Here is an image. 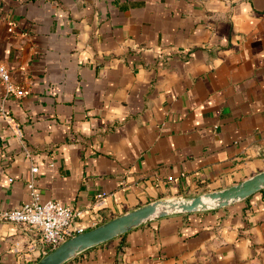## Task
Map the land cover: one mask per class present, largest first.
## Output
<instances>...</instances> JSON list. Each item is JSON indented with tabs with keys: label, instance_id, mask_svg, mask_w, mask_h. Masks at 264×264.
Here are the masks:
<instances>
[{
	"label": "crops",
	"instance_id": "obj_1",
	"mask_svg": "<svg viewBox=\"0 0 264 264\" xmlns=\"http://www.w3.org/2000/svg\"><path fill=\"white\" fill-rule=\"evenodd\" d=\"M0 63L26 91L5 99L0 80L2 208L29 201L33 165L84 225L264 169V0H0ZM43 247L0 221V264ZM67 264H264V190Z\"/></svg>",
	"mask_w": 264,
	"mask_h": 264
},
{
	"label": "water",
	"instance_id": "obj_2",
	"mask_svg": "<svg viewBox=\"0 0 264 264\" xmlns=\"http://www.w3.org/2000/svg\"><path fill=\"white\" fill-rule=\"evenodd\" d=\"M264 190V169L226 188L195 196L162 197L79 233L39 258L35 264H67L87 251L155 220L219 210Z\"/></svg>",
	"mask_w": 264,
	"mask_h": 264
},
{
	"label": "built area",
	"instance_id": "obj_3",
	"mask_svg": "<svg viewBox=\"0 0 264 264\" xmlns=\"http://www.w3.org/2000/svg\"><path fill=\"white\" fill-rule=\"evenodd\" d=\"M0 80L6 88L5 99L9 96L21 97L26 95V91L19 89L12 81L8 67L1 63ZM2 113L10 123H14V119L8 113L5 111ZM25 155L27 158L32 157V152L28 147L25 150ZM38 173L39 167L33 165L31 167L32 176L28 181L29 201L20 207L10 209L0 207V221L23 224L32 231H38L41 242L44 245L39 257L41 258L69 238L96 227L101 222L93 220L87 225L76 224V218L80 217L84 210L73 208L56 200H44L37 187Z\"/></svg>",
	"mask_w": 264,
	"mask_h": 264
},
{
	"label": "trees",
	"instance_id": "obj_4",
	"mask_svg": "<svg viewBox=\"0 0 264 264\" xmlns=\"http://www.w3.org/2000/svg\"><path fill=\"white\" fill-rule=\"evenodd\" d=\"M107 220H109V219L108 218H103L102 221H101V223H103V222H105Z\"/></svg>",
	"mask_w": 264,
	"mask_h": 264
}]
</instances>
